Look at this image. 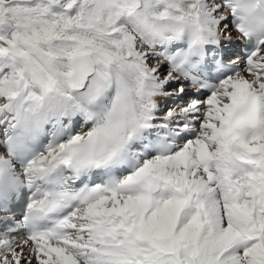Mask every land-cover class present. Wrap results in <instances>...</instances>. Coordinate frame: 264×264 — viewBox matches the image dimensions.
I'll list each match as a JSON object with an SVG mask.
<instances>
[{
  "label": "snow or ice",
  "instance_id": "snow-or-ice-1",
  "mask_svg": "<svg viewBox=\"0 0 264 264\" xmlns=\"http://www.w3.org/2000/svg\"><path fill=\"white\" fill-rule=\"evenodd\" d=\"M262 53L264 0H0V264H264Z\"/></svg>",
  "mask_w": 264,
  "mask_h": 264
},
{
  "label": "bare ground",
  "instance_id": "bare-ground-1",
  "mask_svg": "<svg viewBox=\"0 0 264 264\" xmlns=\"http://www.w3.org/2000/svg\"><path fill=\"white\" fill-rule=\"evenodd\" d=\"M225 14H229V13H225ZM229 29H230V34L232 35V37H233V39L234 40H239L241 37L238 35V33H237V31L236 30H233L231 27H230V24H229ZM235 46H236V44L235 45H233V46H231V47H229V49L228 50H234L235 49ZM262 54H264V53H262ZM231 61H241V58L239 57V56H232L231 57ZM153 63H155L154 61H153ZM240 66H241V68H243L244 67V65H243V61H241L240 62ZM169 91H171L172 89L171 88H169L168 89ZM193 91H195L194 89H189V93H191V92H193ZM204 97H205V95L204 94H202L200 97H199V99H204ZM191 98V96L190 95H186V99H185V97H184V100H188V99H190ZM161 105L163 106L164 105V103H165V101L163 100V99H161ZM180 101H177V103H179ZM167 106L168 107H173L174 106V104H173V101L172 100H168L167 102ZM163 112H161L160 113V115L161 116H163ZM196 127L198 128V125H196ZM82 129H81V127L80 128H78V129H76V131H81ZM3 139H4V137L2 136V134H0V152H1V148H2V141H3ZM17 238V240H19L21 237H16ZM32 264H36V261H35V259H33V261H32Z\"/></svg>",
  "mask_w": 264,
  "mask_h": 264
}]
</instances>
